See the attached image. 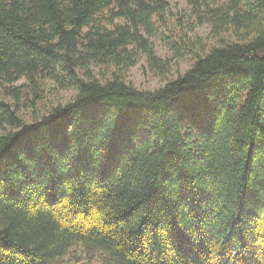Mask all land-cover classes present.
Listing matches in <instances>:
<instances>
[{"label":"trees","instance_id":"1","mask_svg":"<svg viewBox=\"0 0 264 264\" xmlns=\"http://www.w3.org/2000/svg\"><path fill=\"white\" fill-rule=\"evenodd\" d=\"M227 1L142 90L171 0H0V264H264V0Z\"/></svg>","mask_w":264,"mask_h":264},{"label":"rangeland","instance_id":"2","mask_svg":"<svg viewBox=\"0 0 264 264\" xmlns=\"http://www.w3.org/2000/svg\"><path fill=\"white\" fill-rule=\"evenodd\" d=\"M227 0H171L167 17L169 24L160 30L157 36L150 39L156 56L166 63L169 75H161L150 66L147 56L137 49L136 64L127 70L126 80L138 89L156 90L170 80L185 74L194 63L193 52H206L216 42L213 25L208 18L207 4L220 6ZM203 18V20H201ZM206 20V21H205ZM169 29L171 32L165 33ZM171 36L167 38L166 36ZM169 61V62H168ZM98 79L105 81L106 74L95 69ZM110 76V75H107ZM48 103H39L36 112L30 108L19 112L20 117L31 122L35 115H46L51 107L66 105L74 99L76 91L63 90L50 84L45 91Z\"/></svg>","mask_w":264,"mask_h":264}]
</instances>
